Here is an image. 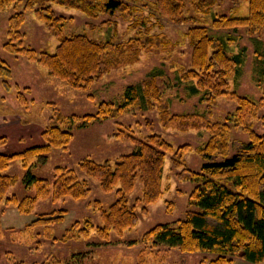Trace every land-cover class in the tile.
Listing matches in <instances>:
<instances>
[{"label":"trees","instance_id":"trees-1","mask_svg":"<svg viewBox=\"0 0 264 264\" xmlns=\"http://www.w3.org/2000/svg\"><path fill=\"white\" fill-rule=\"evenodd\" d=\"M247 3L246 16L214 17L207 27L192 26L187 31L191 47L190 68L184 70L181 80L192 82L190 92L200 94V99L211 103L214 99L227 96L234 101L235 109L227 117L226 123H211L198 115H170L160 94L147 86L142 94L138 87H128L123 100L118 105L100 102L94 114L80 118L51 117L49 126L43 131V145L29 147L14 154H0V205L16 207L20 213L28 210L30 203L50 197L53 201L70 198L74 201L87 198L90 189L86 181L79 180L73 170L55 167L53 177L41 179L31 174L28 165L37 158H45L51 149H64L72 139V127L79 121L82 126L90 122L116 120L140 105L147 98L145 106L157 102L160 118L166 127L179 130L206 129L210 137L197 152L208 160L199 171L192 172L183 167V156L189 146L176 149L155 133L137 138L130 128L116 123L113 138L128 141L134 149L121 155L115 161L95 162L84 158L78 162V170L98 183L104 193H114L115 200L106 210L99 202L94 209L99 211L101 225L94 227L89 219L76 222L67 228L62 240L88 239L94 231L100 241L108 242L111 234L122 237L135 227L138 216L136 209L145 213L146 208L162 196L161 184L166 159L174 169L181 168L180 176L193 183L188 196L189 209L184 217L171 224H157L141 236L139 243L149 248L175 249L181 253H205L210 255L208 264H233L237 259L249 264H264V134L253 130V123L259 120L258 113L264 107V99L253 102L235 92H229V77L238 73L237 67L243 62L244 49L231 55L227 47L232 41L213 38L210 29L245 28L249 34L262 36L264 33V0H244ZM133 0H0V11L13 9L7 24V41L2 49L8 53L26 57L29 62L45 68L54 77L72 89L86 91L98 82L108 71L136 63L143 52L160 51L159 38L150 35V28L126 40L95 41L82 34H65L69 20L58 16L52 9L56 5L74 9L88 18L96 19L105 13L117 12L125 21L135 19ZM220 0H153V11L174 23L194 24L192 14L208 15ZM30 12L40 21L47 32L57 39L53 54L36 52L25 46L21 28L25 23V13ZM140 22L133 20L130 29L138 28ZM263 52L257 58L264 65ZM264 70H261V75ZM10 70L0 58V78H9ZM194 82V84H193ZM4 88L8 84L1 82ZM140 95L142 97H140ZM166 103V101H165ZM167 105V103H166ZM140 108V107H138ZM264 120V117L262 118ZM232 127L240 128L248 136L234 154L228 156L229 132ZM71 128V129H70ZM5 140L0 139V147ZM216 158H221L216 161ZM18 160L26 169L23 182L34 188L33 197L18 199L7 196L16 179L5 174L12 161ZM136 182L141 185V195L133 206L129 205ZM64 211L42 215L33 221L31 227L58 223ZM132 246L135 242H124ZM86 257L82 255L80 264ZM41 264H62L58 261Z\"/></svg>","mask_w":264,"mask_h":264},{"label":"rangeland","instance_id":"rangeland-1","mask_svg":"<svg viewBox=\"0 0 264 264\" xmlns=\"http://www.w3.org/2000/svg\"><path fill=\"white\" fill-rule=\"evenodd\" d=\"M130 6L134 17L125 21L117 13H105L96 19L88 18L74 9L52 6L56 15L69 20L65 34H82L95 41L126 40L137 33V29L150 28V35L159 38L160 51L143 52L136 63L105 73L88 90L72 89L64 82L48 75L47 70L26 57L6 52L2 49L7 41V21L14 13L13 9L0 11V58L10 70L9 78H0V139L5 140L0 147V154H14L29 147L43 145V131L49 126L51 117L57 114L65 118H78L94 114L100 102L118 105L128 87L155 88L160 94L170 115H198L211 123H226L227 117L234 112L235 103L227 96L206 103L200 94H192V82H184L181 75L190 68L191 47L186 36L192 26L209 28L212 19L221 15L243 17L247 14L244 0H220L208 15L192 14L194 24L174 23L160 17L153 11V0H133ZM133 20L140 22L138 28L130 29ZM24 45L36 52L53 54L58 44L43 24L30 12L25 13V23L21 28ZM213 38L230 35L227 50L231 55L244 49L242 64L238 73L229 77L228 91L246 97L253 102L264 99V65L257 58L264 46L262 36L251 35L245 28L210 29ZM227 40V37L225 38ZM5 81L9 89L1 82ZM194 84V82H193ZM140 97H142L140 95ZM147 98H142L140 105L116 120L90 122L82 126L76 121L72 127V139L64 148L51 149L43 158H37L28 165L32 175L51 180L55 167L73 170L79 180L86 181L90 192L84 200L74 201L64 198L53 201L50 197L39 199L30 204L27 212L20 213L16 207L0 205V264H41L58 261L62 264H80L81 257H86L84 264H208L210 255L205 253H181L175 249L149 248L139 243L143 233L157 224H171L184 217L189 209L188 196L193 189L189 179L180 176L181 168L174 169L169 158L166 159L160 199L146 208V212L136 209L138 221L134 228L126 231L122 237L111 234L108 242L100 241L90 232L88 239L62 240L64 232L76 222L84 223L89 219L94 227L101 225L99 211L94 209V202L106 208L114 202V193H104L95 180L78 170V162L90 158L95 162L115 161L121 155L131 153L134 146L128 141L113 138L116 123L130 128L137 138L142 139L155 133L170 144L173 149L189 146L183 156V167L192 172L200 170L208 160L197 150L203 148L210 137L206 129L179 130L166 127L160 118L157 102L148 108ZM167 105H166V103ZM140 107V108H138ZM57 113V114H56ZM264 107L259 111L253 123L257 134H264ZM71 129V128H70ZM248 136L240 128L232 127L229 132L228 156L234 154ZM221 158H216L219 161ZM26 169L20 161H12L5 174L16 179L8 190L7 196L15 195L18 199L33 197L35 189L26 187L23 182ZM141 195V185L136 182L129 205ZM64 211L58 223L39 225L30 228L33 221L42 215ZM124 242H135L126 246ZM233 264H249L237 259Z\"/></svg>","mask_w":264,"mask_h":264}]
</instances>
